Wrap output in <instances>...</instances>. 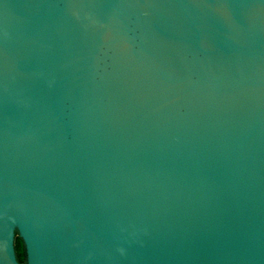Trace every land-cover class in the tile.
Wrapping results in <instances>:
<instances>
[{"label": "water", "instance_id": "95a60500", "mask_svg": "<svg viewBox=\"0 0 264 264\" xmlns=\"http://www.w3.org/2000/svg\"><path fill=\"white\" fill-rule=\"evenodd\" d=\"M0 264H264V0H0Z\"/></svg>", "mask_w": 264, "mask_h": 264}]
</instances>
